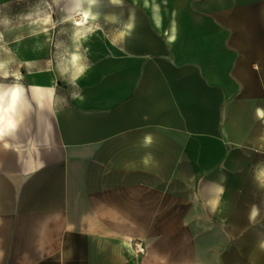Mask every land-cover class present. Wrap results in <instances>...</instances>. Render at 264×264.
Segmentation results:
<instances>
[{"label": "crops", "instance_id": "obj_1", "mask_svg": "<svg viewBox=\"0 0 264 264\" xmlns=\"http://www.w3.org/2000/svg\"><path fill=\"white\" fill-rule=\"evenodd\" d=\"M102 4L0 136V264H264V0Z\"/></svg>", "mask_w": 264, "mask_h": 264}, {"label": "rangeland", "instance_id": "obj_2", "mask_svg": "<svg viewBox=\"0 0 264 264\" xmlns=\"http://www.w3.org/2000/svg\"><path fill=\"white\" fill-rule=\"evenodd\" d=\"M85 7L76 0H0V88L21 83L29 93L30 79L50 70L47 61L57 57L64 63L59 72L69 80L61 90L70 92L78 76L77 50L82 43L74 18ZM58 45L64 48L58 50Z\"/></svg>", "mask_w": 264, "mask_h": 264}, {"label": "bare ground", "instance_id": "obj_3", "mask_svg": "<svg viewBox=\"0 0 264 264\" xmlns=\"http://www.w3.org/2000/svg\"><path fill=\"white\" fill-rule=\"evenodd\" d=\"M78 3L86 4L85 8L77 10V16L74 18V24L77 30L80 31V40L85 42L89 39V34L83 32L85 30V23L90 20L99 19L101 13L102 0H76ZM151 16L154 22L160 26L161 17L159 12V6L154 3L150 8ZM175 30V26H173ZM6 62L2 63V67H5ZM25 88L21 83H16L9 88H0V136L3 134L4 129L15 124L13 114L18 110L20 104L24 98Z\"/></svg>", "mask_w": 264, "mask_h": 264}, {"label": "built area", "instance_id": "obj_4", "mask_svg": "<svg viewBox=\"0 0 264 264\" xmlns=\"http://www.w3.org/2000/svg\"><path fill=\"white\" fill-rule=\"evenodd\" d=\"M136 248L139 253H145L146 251V248L142 244H138Z\"/></svg>", "mask_w": 264, "mask_h": 264}]
</instances>
